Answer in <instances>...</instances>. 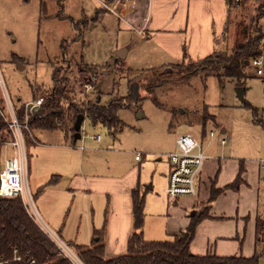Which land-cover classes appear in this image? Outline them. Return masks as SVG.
<instances>
[{"label":"rangeland","instance_id":"rangeland-1","mask_svg":"<svg viewBox=\"0 0 264 264\" xmlns=\"http://www.w3.org/2000/svg\"><path fill=\"white\" fill-rule=\"evenodd\" d=\"M252 9L253 3L229 9L233 24L218 49L223 43L225 47L234 43L242 30L239 24H250ZM73 21L81 24V32ZM206 22L196 21L194 36L208 30ZM260 25L264 30V19ZM161 48L156 39L141 37L123 24L120 27L118 19L96 0H65L61 9L51 0H0V115L4 121L7 106L26 108L36 100L35 91L51 88L54 69L69 77L78 105L98 102L107 106L115 100L125 106L117 113L120 124L114 136L107 127L94 126L89 119L84 121L83 138L78 140L60 130H25L27 178L37 211L74 251L70 241L91 244L93 228L104 225L113 197L93 191L87 195L70 192L67 183L78 171L109 178L140 164V182L149 187L142 193L143 237L162 242L172 241L175 233L186 230L194 214H209L205 205L196 211L201 200L198 196L173 200L167 194V155L175 151L179 136L190 134L199 140L213 162L242 161L247 166L264 160V76L259 77L249 65L243 100L237 96L236 82L222 84L215 77L197 76L184 84L160 85L164 76L172 73L165 65L178 64L168 61ZM122 49L127 50L125 59L116 55ZM20 55L23 60H18ZM149 85L153 92L147 94L144 90ZM96 135L101 136L99 143L87 138ZM224 138L225 144L221 142ZM4 145L0 169L4 167ZM7 151L12 153L8 147ZM137 154L140 162L135 160ZM56 171L63 177L54 183ZM192 201L197 203L195 208L188 204ZM211 205L215 216L228 218L202 222L195 245L206 250L205 237L222 236L230 238L217 243L224 255L253 254L252 243L247 244V191H230ZM260 205L264 209L263 190Z\"/></svg>","mask_w":264,"mask_h":264},{"label":"trees","instance_id":"trees-1","mask_svg":"<svg viewBox=\"0 0 264 264\" xmlns=\"http://www.w3.org/2000/svg\"><path fill=\"white\" fill-rule=\"evenodd\" d=\"M55 1L61 7L65 2V0ZM252 12L254 15H252L250 24H239L242 27L239 29L242 30L237 32L236 39L231 46L220 47L212 55L196 63L184 61L166 67L172 73L166 74L163 82L160 81V85L166 82L184 84L194 77L204 76L215 77L222 84L226 81L236 82L238 87H243L247 79V68L250 65L248 63L264 56V30L260 25L262 12L255 8ZM230 23L229 21V26ZM74 26L77 31L81 32V24L75 23ZM226 33H228V28ZM69 81V77L54 69L51 88L47 91L37 90L33 93L36 100L43 98L44 104L38 111L28 115L29 130L31 132L60 130L66 133V136L71 134L75 139V122L78 115L82 114L85 120L89 119L94 126L101 124L107 127L114 136L120 124L117 113L125 106L115 100L107 106H101L98 102H90L88 106L78 105L72 96ZM144 91L147 94L152 93V85ZM131 105L133 102L127 107ZM14 109L21 123H25V106ZM26 133L28 135L27 131ZM10 139V131L0 115V156L4 143ZM242 172L241 169L237 182L227 188L237 189ZM53 182L56 181L53 180ZM216 194V192L213 193V199L216 198ZM132 202L135 232L128 241V252L114 258H107L104 230L95 231L91 246H76V252L85 264H264L262 262L264 250L257 251L251 258L191 254L190 246L195 239L197 228L208 217V214L194 215L188 228L174 235L172 241H146L142 232L145 222V198L139 190L132 192ZM256 243L257 247L259 243H262L264 249V219L262 218L257 221ZM15 248L28 252L23 261H12ZM27 257L35 260L36 264H71L59 257L54 244L39 231L37 225L28 216L20 198L0 197V258L6 262L5 264H29Z\"/></svg>","mask_w":264,"mask_h":264},{"label":"crops","instance_id":"crops-1","mask_svg":"<svg viewBox=\"0 0 264 264\" xmlns=\"http://www.w3.org/2000/svg\"><path fill=\"white\" fill-rule=\"evenodd\" d=\"M29 1L32 2L33 0ZM51 1L52 3H55L59 9L63 8L58 5L55 0ZM105 1L108 3L109 7L103 8L104 11L117 18L120 27L123 24V28L135 31L141 37L145 36L150 40L156 39L162 47L161 49H163L168 56L167 60L173 61L174 63H182L184 61L187 63H196L212 55L215 51L219 50L217 45L224 41L223 36L228 34L226 33L227 28L229 31L233 24V22H231L229 26L228 12L229 9L234 6H231L222 0ZM203 19L207 21L206 26H208V30L196 37L193 35L194 24L196 21H202ZM219 37L221 39L218 40ZM220 47L224 48V43ZM191 53H193V55ZM17 58H19L18 60H23V55L17 56ZM171 65H165V67ZM21 69L25 70V67H21ZM0 83H3L1 77ZM221 133L225 134L226 130L221 129ZM210 137L212 138L214 135L211 136L210 134ZM201 145L203 144L201 143ZM174 147L176 150V141ZM78 150L83 152L84 149L81 150V148H79ZM141 160L142 158L136 161L140 162ZM208 160L209 162H207L199 179L197 196L201 200L200 203H198L196 211L204 205L205 209L209 208L208 217L202 222L218 218L227 219L228 217L215 216L211 203L216 202L220 197L226 195V193L230 191L238 192L240 189L247 191V244L250 245V243H252L253 254L235 253L234 255H224L220 252V246L217 243H222L224 239L230 238L214 235L205 237V242L203 243L205 244L206 250L195 245V240H193L190 246V252L197 256L210 254L220 257L241 256L251 258L257 251L261 252L263 250L259 251L257 247L256 227L258 219H264V209L260 205L261 192L262 190L264 191V171L260 170L258 165L259 161L255 164L251 163L246 166L242 161L230 164H228L227 161H224L222 164L221 159L214 162L210 161V158ZM139 167L140 164L133 167L130 171L123 173L121 176H110L109 178H106L105 176L90 175V172L86 174L83 173V171H78L67 183V189L70 192H80L87 195L89 194V191H93L94 193L102 195H113L110 199L109 214L106 216L104 225L100 229L93 228V236L95 231L104 230L103 235L106 245L105 254L107 258H114L128 252V241L135 232L133 225L132 192L139 190L140 193H143L144 187L149 190V187L140 182ZM168 167L167 173L164 174L167 180V188L171 172L169 162ZM241 169L243 172L237 189L234 190L232 188H227L237 182ZM54 173L56 174L53 175L56 177V182L54 183H57L58 180L63 177V174L58 171ZM223 177L225 178L224 181H222ZM42 189L43 187L41 190ZM214 192L217 193L215 199H213ZM183 203H185V201H183ZM188 204L192 207H196L197 205L195 201ZM200 214L203 213H198V215ZM201 223L199 224L197 231L201 227ZM181 231L184 230H180L174 235L179 234ZM235 239L237 238H232V240ZM70 243L75 247L91 246L92 241L90 245H80L72 241H70ZM258 246L262 247V243H259ZM240 247L242 249L243 245Z\"/></svg>","mask_w":264,"mask_h":264},{"label":"built area","instance_id":"built-area-1","mask_svg":"<svg viewBox=\"0 0 264 264\" xmlns=\"http://www.w3.org/2000/svg\"><path fill=\"white\" fill-rule=\"evenodd\" d=\"M96 1H98L103 8L109 7L105 0ZM222 1L234 7L253 3L255 9L261 10L262 19H264V0ZM249 64L256 69V73L259 77L264 76V56L252 60ZM91 85L88 84L86 87L89 89ZM43 104V98L27 104L25 123H21L14 107L11 106L12 104L7 106L5 114H3L6 125L11 134V139L4 145L5 149H3L5 154L4 167L0 171V197L20 198L30 218L56 247L59 257L67 260L71 264H84L78 253L41 219L28 183L27 141L25 130L29 131L27 124L28 115L38 111ZM213 135L214 133L212 132L211 136ZM87 138L98 142L101 141L100 135L91 137L87 136ZM225 142L226 139H222V143L224 144ZM176 144L177 149L167 155L171 167L167 194L173 200L197 197L199 179L209 157L205 153L201 143L190 134L179 136L176 140ZM7 147L12 150L11 154H9L8 151L6 153ZM81 150H83V148H81ZM140 158V155L136 156V160H140ZM258 163L260 170L264 171V160H260ZM26 255H28V252L15 248L12 261L21 262ZM27 261L29 264H36L35 260L30 259L29 257H27ZM5 263L6 262L0 258V264Z\"/></svg>","mask_w":264,"mask_h":264},{"label":"water","instance_id":"water-1","mask_svg":"<svg viewBox=\"0 0 264 264\" xmlns=\"http://www.w3.org/2000/svg\"><path fill=\"white\" fill-rule=\"evenodd\" d=\"M126 51H127L126 49L118 50L116 52L117 57L120 58V59H125ZM136 92L137 91L134 88V93H136ZM236 93H237L238 98L240 100H243L244 99L245 88L244 87H237ZM84 121H85V116L82 115V114L78 115V117L76 119V122H75V130H76L75 139L76 140L81 138V128H82V125H83Z\"/></svg>","mask_w":264,"mask_h":264}]
</instances>
